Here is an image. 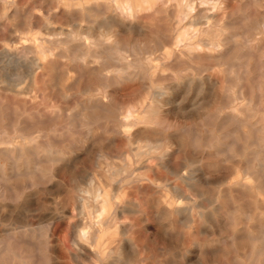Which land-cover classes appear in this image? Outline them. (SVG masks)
<instances>
[{"label":"rangeland","instance_id":"obj_1","mask_svg":"<svg viewBox=\"0 0 264 264\" xmlns=\"http://www.w3.org/2000/svg\"><path fill=\"white\" fill-rule=\"evenodd\" d=\"M2 2L0 264H264V0Z\"/></svg>","mask_w":264,"mask_h":264},{"label":"bare ground","instance_id":"obj_2","mask_svg":"<svg viewBox=\"0 0 264 264\" xmlns=\"http://www.w3.org/2000/svg\"><path fill=\"white\" fill-rule=\"evenodd\" d=\"M33 1V3H34V0H32ZM45 1H48L51 5H52V11L53 10H55L56 9V5H57V8L60 6V5H63V7H64V13H66V14H70V13H72L73 14V12L74 11H81L82 13H84V12H87V11H89L91 8H92V6H91V4L90 3H88V1L89 0H56V3H54V1L55 0H45ZM110 1H112V0H110ZM206 1V0H205ZM2 3H4L6 6H8L10 3H16V0H3V2ZM96 3H97V5H96V7L98 8V9H100L102 6H103V0H96ZM145 4H147V3H145ZM196 4V3H195ZM118 5V4H117ZM148 5V4H147ZM17 6V5H16ZM25 6V5H24ZM121 5H118V7H120ZM149 6V5H148ZM164 6V5H163ZM188 6H189V4L188 3H186V8H187V10H188ZM37 7V6H36ZM10 8V7H9ZM16 7L14 6V9H15ZM38 8V10H40V8L41 7H37ZM49 8V7H48ZM185 8V9H186ZM213 8H214V11H212V12H210V13H208V14H205L204 16H202L201 18H195V19H191V20H189V22L191 23V25L193 26V28L195 29V31L198 33V34H201L202 36H207V34H208V31L207 30H209V31H211L213 28H214V20H215V18L217 17V15H216V11H217V9H218V6L216 5V4H213ZM118 9V8H117ZM194 9V8H193ZM34 10V9H33ZM32 10V11H33ZM48 10V9H47ZM60 10V9H59ZM8 11H9V9H8ZM61 11V10H60ZM62 11H63V9H62ZM61 11V12H62ZM117 11V10H116ZM120 11V10H119ZM119 11H117V12H119ZM15 12V11H14ZM59 12V11H58ZM77 12H75V13H77ZM49 14L51 13V11H49L48 12ZM55 13V12H54ZM187 13H188V15H190V12H188L187 11ZM4 14V13H3ZM11 14V13H10ZM112 14V13H111ZM120 14V13H119ZM164 14V13H163ZM58 15V14H57ZM56 14H55V16H57ZM109 15V14H108ZM112 15H114V14H112ZM111 15V16H112ZM121 15V14H120ZM120 15H119V17H120ZM147 15V14H146ZM5 16V18L6 19H8L9 17H10V15L8 14V12H7V14L6 15H4ZM3 15H2V17H4ZM52 16V15H51ZM105 17V16H104ZM127 17V16H126ZM4 18V19H5ZM32 18H34V15H33V17ZM48 18V17H47ZM139 18V17H138ZM162 18H164V17H162ZM235 18V17H234ZM52 19V18H51ZM122 19V18H121ZM129 19V18H128ZM127 19V20H128ZM114 20H115V17H114ZM179 20V19H178ZM31 21H32V19H31ZM107 21H108V19L107 18H102V19H99V20H95V24L97 25V27L99 28V29H101V28H103L104 26H105V24L107 23ZM116 21V20H115ZM114 21V22H115ZM118 21H120L119 19H118ZM6 22V21H5ZM30 22V21H29ZM29 22L27 23V24H29ZM109 22V21H108ZM113 22V23H114ZM124 22V21H123ZM4 23V22H3ZM112 23V24H113ZM115 23H117V25H118V22L116 21ZM114 23V24H115ZM73 24V23H72ZM111 24V25H112ZM120 24V23H119ZM135 24V23H134ZM204 24H206L207 25V28L206 29H204L203 27H202V25H204ZM1 25V24H0ZM45 25H47V24H45ZM108 26H111V25H109V24H107ZM106 25V26H107ZM121 25V24H120ZM123 25V24H122ZM247 25V24H246ZM113 26V25H112ZM2 27V26H1ZM60 27V26H59ZM122 27V26H121ZM138 27H140L139 25H138ZM35 28H37V27H35ZM47 28V27H46ZM123 28V27H122ZM125 28H127V27H125ZM130 28H131V26H130ZM57 29V28H56ZM124 29V28H123ZM190 29H192V28H190ZM189 29V30H190ZM246 29H247V27H246ZM249 29V28H248ZM58 30V29H57ZM127 30V29H126ZM126 30H123V32L125 31L126 32ZM142 30V29H141ZM180 30H182V29H180ZM27 31V30H26ZM129 31H130V29H129ZM139 31V30H138ZM184 31V30H183ZM182 31V32H183ZM122 32V33H123ZM174 32V31H173ZM181 32V31H180ZM7 33V32H6ZM11 33V32H10ZM88 32H86L85 31V33H83L84 34V43H86V44H90L91 43V37L87 34ZM135 33V32H134ZM184 33V32H183ZM187 32H186V30H185V34H186ZM141 34V33H140ZM143 34V33H142ZM184 34V35H185ZM8 35H10V34H8ZM136 35H137V31H136ZM146 35V34H145ZM175 35V34H174ZM178 36H176V39H174L175 41V44L177 45V46H181L183 43H184V40L186 39L185 37H184V35H180V33L179 34H177ZM168 36V35H167ZM230 36H232V35H230ZM241 36V35H240ZM14 37V36H13ZM138 37V36H137ZM208 37V36H207ZM10 38V37H9ZM125 38H127V37H125ZM133 38V37H132ZM172 38V37H171ZM175 38V37H174ZM98 40H99V44L98 45H101V41H102V38H98ZM136 40V39H135ZM134 40V41H135ZM170 40H172V39H170ZM247 40V39H246ZM45 41V40H44ZM133 41V40H132ZM142 41V40H141ZM173 41V40H172ZM198 42V44H201V42L204 44L205 43V46H212V45H214V43H215V41H213V40H210V41H207V42H204L203 41V38L202 39H198L197 40ZM5 42H7V41H5ZM9 42V41H8ZM42 42V41H41ZM55 42V41H54ZM73 42V41H72ZM129 42H130V40H129ZM11 43V42H10ZM127 43V42H126ZM42 44V43H41ZM113 45V44H112ZM136 45V44H135ZM164 45V44H163ZM174 45V44H173ZM39 46V45H38ZM169 46V45H168ZM175 46V45H174ZM192 46V45H191ZM45 47V46H44ZM78 47V46H77ZM126 47V46H125ZM176 47V46H175ZM111 48V47H110ZM113 48V47H112ZM176 48H178V47H176ZM4 49V48H3ZM7 49V48H6ZM109 49V48H108ZM138 50H139V48H137ZM153 49V48H152ZM106 50V49H105ZM127 50V49H126ZM135 50V49H134ZM133 50V51H134ZM107 51V50H106ZM140 51V50H139ZM190 51V50H189ZM192 52V51H191ZM108 53V52H107ZM131 53V52H130ZM168 53V52H167ZM4 54V53H3ZM11 54V53H10ZM109 54V53H108ZM158 54V53H157ZM15 55V54H14ZM57 55V54H56ZM112 55V54H111ZM191 55V54H190ZM16 56V55H15ZM130 56V55H129ZM158 56V55H157ZM143 57V56H142ZM12 58H14L15 59V57H12ZM71 58V57H70ZM114 58V57H113ZM116 58V57H115ZM131 58V57H130ZM156 58V57H155ZM17 59V58H16ZM19 59H21V58H19ZM118 59V58H117ZM127 59V58H126ZM133 59V58H132ZM34 60H36V57H35V59ZM105 60V59H104ZM113 60H115V59H113ZM137 60V59H136ZM138 60H140V59H138ZM137 60V61H138ZM172 60V59H171ZM174 60V59H173ZM172 60V61H173ZM13 61V60H12ZM20 61V60H19ZM19 61H18V63H19ZM39 61V60H38ZM121 61V60H120ZM132 61V60H131ZM156 61V60H155ZM155 61H153V62H155ZM181 61V60H180ZM34 62L35 61H33L32 62V60H31V63H29L30 65H32V64H34ZM133 62V61H132ZM139 62H141V61H139ZM8 63V62H7ZM21 63H23V62H20V64ZM123 63V62H122ZM145 63V62H144ZM165 63V62H164ZM175 63V62H174ZM177 63V62H176ZM36 65H37V63H35ZM105 64V63H104ZM134 64V63H133ZM139 64V63H138ZM148 64V63H147ZM146 64V65H147ZM111 65V64H110ZM162 65H163V63H162ZM161 65V66H162ZM33 66V65H32ZM35 66V65H34ZM33 66V67H34ZM39 66H41V65H39ZM130 66V65H129ZM128 66V67H129ZM163 66H165V65H163ZM162 66V67H163ZM171 66V65H170ZM173 66V65H172ZM28 67H29V65H28ZM152 67H154V66H152ZM152 67H150V68H152ZM149 68V69H150ZM123 69H125V68H123ZM164 69V68H163ZM33 70V69H32ZM35 70V69H34ZM131 70V69H130ZM130 70H128V72L130 71ZM147 70H148V68H147ZM161 70H162V68H161ZM166 70V69H165ZM185 70H187V69H185ZM13 71V70H12ZM16 71V70H15ZM14 71V72H15ZM112 71V70H111ZM158 71V70H157ZM178 71V70H177ZM176 71V72H177ZM29 71H27V73H28ZM110 72V71H109ZM108 72V73H109ZM124 72H125V70H124ZM132 72V71H131ZM143 72V71H142ZM8 73V72H7ZM18 73V72H17ZM122 73V72H121ZM11 74V73H10ZM110 74V73H109ZM129 74V73H128ZM145 74V73H144ZM158 74V73H157ZM8 75V74H7ZM13 75H14V73H13ZM12 75V76H13ZM179 75V74H178ZM10 76V75H9ZM29 76V75H28ZM161 76V75H160ZM166 76V75H165ZM174 76V75H173ZM157 77H159V75L157 76ZM170 77V76H169ZM129 78V77H128ZM148 78H149V76H148ZM160 78V77H159ZM9 80H11L10 78H8ZM161 79V78H160ZM197 79V78H196ZM144 80V79H143ZM209 80V79H208ZM192 80H190L189 81V85H190V82H191ZM202 81V80H201ZM9 82V81H8ZM8 82H7V84H8ZM130 82V81H129ZM200 82V81H199ZM215 82V81H214ZM213 82V83H214ZM15 83V82H14ZM13 83V84H14ZM150 83V82H149ZM216 83V82H215ZM12 84V88L15 86V85H13ZM147 84V83H146ZM181 84H183V83H181ZM202 84V83H201ZM200 84V85H201ZM176 85H178V84H176ZM205 85V84H204ZM210 85V84H209ZM214 85V84H213ZM8 86H9V84H8ZM70 86V85H69ZM139 86H140V84H139ZM148 86V85H147ZM258 86V85H257ZM85 87V86H84ZM89 87V86H88ZM138 87V86H137ZM143 86H141V89H144V87L142 88ZM149 87V86H148ZM172 87V86H171ZM184 87H186V86H184ZM213 87V86H212ZM139 88V87H138ZM150 88V87H149ZM152 88V87H151ZM178 88H179V86H178ZM177 88V89H178ZM189 88L190 87H188V85H187V89L189 90ZM205 88V87H204ZM214 88V87H213ZM148 89V88H147ZM171 89H173V88H171ZM208 89H211V86H210V88H207V90ZM9 90V89H8ZM194 90V89H193ZM197 90L199 91V89L197 88ZM201 90H202V88H201ZM212 90V89H211ZM210 90V91H211ZM15 91V90H14ZM141 91V90H140ZM66 92V91H65ZM64 92V93H65ZM138 92V91H137ZM143 93H145V92H143ZM201 93H203V92H201ZM206 93V92H205ZM156 94H160V91H157L156 92ZM176 94V93H175ZM63 96V95H62ZM97 96V95H96ZM148 96V95H147ZM210 96H211V94H210ZM66 97H67V95H66ZM196 97V96H195ZM213 97V96H212ZM104 98V97H103ZM146 98V97H145ZM177 98V97H176ZM105 99V98H104ZM169 99V98H168ZM187 99V98H186ZM64 100H65V98H64ZM148 100V99H147ZM92 101V100H91ZM96 101V100H95ZM106 101V100H105ZM151 101V100H150ZM166 101V100H165ZM170 101V100H169ZM210 101H212V99H210ZM93 102V101H92ZM103 102V101H102ZM131 102V101H130ZM192 102H194V101H192ZM203 103H204V101H203ZM208 103V102H207ZM81 104V103H80ZM83 104V103H82ZM86 104V103H85ZM99 104V103H98ZM126 104V103H125ZM154 104V103H153ZM200 104V103H199ZM213 104V103H212ZM211 104V105H212ZM92 105V104H91ZM101 105V104H100ZM130 105V104H129ZM147 105V104H146ZM155 105V104H154ZM197 105V104H196ZM202 105V104H201ZM103 106V105H102ZM135 106V105H134ZM166 106V105H165ZM198 106V105H197ZM106 107H108V103H107V106ZM105 107V108H106ZM146 107V106H145ZM150 107V106H149ZM156 107H157V104H156ZM220 107V106H219ZM90 108V107H89ZM127 108V107H126ZM150 108H152V107H150ZM190 108V107H189ZM197 108V107H196ZM107 109H109L110 110V108L108 107ZM146 109V108H145ZM148 109V108H147ZM146 109V110H147ZM163 109V108H162ZM195 109V108H194ZM88 110V109H87ZM130 110V109H129ZM132 110V109H131ZM142 110V109H141ZM149 110H151V109H149ZM153 110H155V109H153ZM152 110V111H153ZM227 110V109H226ZM113 111H115L114 109H113ZM144 112H145V110H143ZM156 111V110H155ZM248 111V110H247ZM36 112V111H35ZM144 112H143V114H144ZM140 113V112H139ZM72 114V113H71ZM123 114V113H122ZM135 114V113H134ZM141 114H142V112H141ZM247 114H248V112H247ZM222 115H224V114H222ZM249 115V114H248ZM121 116V115H120ZM141 116V115H140ZM152 116V115H151ZM121 118V117H120ZM132 118V117H131ZM147 118V117H146ZM110 119V118H109ZM132 119H134L135 120V118H134V116H133V118ZM151 119V118H150ZM150 119H149V121H150ZM152 119H153V117H152ZM127 120V119H126ZM145 120V119H144ZM109 121V120H108ZM113 121V120H112ZM255 121V120H254ZM105 122V121H104ZM138 124V123H137ZM141 124H143V123H141ZM153 124V123H152ZM219 124V123H218ZM117 125H118V123H117ZM149 125H150V122H149ZM258 125V124H257ZM253 126V125H252ZM108 127V126H107ZM118 127V126H117ZM119 128V127H118ZM129 128V127H128ZM260 128V127H259ZM87 129V128H86ZM120 129V128H119ZM123 129V128H122ZM256 129V128H255ZM85 131V130H84ZM218 131V130H217ZM3 132V131H2ZM118 132V131H117ZM90 133V132H89ZM86 134V133H85ZM224 134V133H223ZM18 135V134H17ZM124 135H126V134H124ZM138 135V134H137ZM15 136H16V134H15ZM148 136V135H147ZM220 136V135H219ZM258 136V135H257ZM10 137V136H9ZM16 137H18L19 138V136H16ZM22 137V136H21ZM149 137H150V135H149ZM176 137V136H175ZM12 138V137H11ZM24 138V137H23ZM88 138V137H87ZM89 138H90V135H89ZM89 138H88V140H89ZM86 139V138H85ZM173 139V138H172ZM175 139V138H174ZM178 139V138H177ZM81 140V139H80ZM87 140V139H86ZM147 140H149V139H147ZM151 141V140H150ZM152 141H155V140H152ZM78 142V141H77ZM82 142V141H81ZM157 142V145H159L158 144V140L156 141ZM218 142H219V140H218ZM181 143V142H180ZM147 144V143H146ZM152 144V143H151ZM220 145V144H219ZM1 146V145H0ZM3 146V145H2ZM144 146H146V145H144ZM143 146V147H144ZM178 146V145H177ZM261 146V145H260ZM259 146V147H260ZM264 146V145H263ZM141 147V146H140ZM142 147V150H144V148ZM152 148H153V146H151ZM155 148H158V146L156 147V144H155ZM85 149H86V145H85ZM147 149H149V148H147ZM213 149H215V147L213 148ZM263 149V148H262ZM153 150V149H152ZM148 151H150V150H148ZM161 151V150H160ZM159 151V152H160ZM179 151H181L180 149H179ZM4 152H5V150H4ZM141 152V151H140ZM139 152V155L140 154H142V153H140ZM156 152H158V150L156 151ZM217 152H218V150H217ZM25 153V152H24ZM161 153H163V152H161ZM249 153V152H248ZM262 153V152H261ZM99 154V153H98ZM165 155H167L166 153H164ZM164 154H163V156H164ZM8 155V154H7ZM14 155H15V153H14ZM151 155V154H150ZM16 156H17V154H16ZM100 156H102V155H100ZM149 156V155H148ZM170 156V155H169ZM10 157H11V155H10ZM144 157V156H143ZM155 157V156H154ZM171 157V156H170ZM246 157H247V155H246ZM12 158V157H11ZM135 158H136V155H135ZM158 158H160V157H158ZM157 158V159H158ZM163 158V157H162ZM172 158V157H171ZM120 159V158H119ZM155 159V158H154ZM145 160V159H144ZM158 160H161V159H158ZM167 161H168V159H167ZM171 161H172V159H171ZM190 162V161H189ZM261 162H263V161H261ZM126 163V162H125ZM167 163H169V162H167ZM191 163V162H190ZM127 164V163H126ZM170 164V163H169ZM169 164H167V165H169ZM174 164V163H173ZM180 164V163H179ZM242 164H244V163H242ZM141 165V164H140ZM148 165V164H147ZM156 165V164H155ZM163 165V164H162ZM166 164H165V167L168 169V166H167ZM175 165V164H174ZM177 165V164H176ZM264 165V164H263ZM178 166V165H177ZM193 166H195V165H193ZM117 167V166H116ZM119 167V166H118ZM141 167H142V165H141ZM144 167H145V165H144ZM174 167V166H173ZM181 167H183V166H181ZM195 167H197V166H195ZM202 167V166H201ZM135 168V167H134ZM140 168V167H139ZM155 168V167H154ZM175 168V167H174ZM173 168V169H174ZM191 168V167H190ZM242 168V167H241ZM18 169V168H17ZM140 169H142V168H140ZM178 169V168H177ZM264 169V168H263ZM5 170V169H4ZM3 170V171H4ZM136 170V169H135ZM137 170H139V169H137ZM155 170V169H154ZM179 170V169H178ZM183 169H180V172L179 173H182L181 171H182ZM191 170V169H190ZM193 170V169H192ZM195 170V169H194ZM199 170H201V169H199ZM205 170V169H204ZM2 171V172H3ZM118 172H119V169L117 170ZM123 171V170H122ZM145 171V170H144ZM177 171V170H176ZM257 171H258V169H257ZM261 171V170H260ZM118 172H116V173H118ZM124 172V171H123ZM141 172V171H140ZM147 172H148V170H147ZM166 172V171H165ZM188 172H190V171H188ZM196 172V171H195ZM120 173H122V172H120ZM132 173V172H131ZM191 173H192V171H191ZM201 173V172H200ZM3 174H4V172H3ZM123 174V173H122ZM129 174V173H128ZM174 174H176L175 172H174ZM173 174V175H174ZM194 174V173H193ZM192 174V175H193ZM195 174H197V173H195ZM202 174V173H201ZM211 174V173H210ZM5 175V174H4ZM126 175H127V173H126ZM149 175V174H148ZM188 175V174H187ZM1 176H2V174H1ZM152 176V175H151ZM183 177L181 178L182 180H184L183 178H185V176H186V173H185V176L184 175H182ZM193 176H195V175H193ZM5 177H6V175H5ZM121 177V176H120ZM129 177V176H128ZM131 177V176H130ZM191 177V176H190ZM189 177V178H190ZM197 177V176H196ZM254 177V176H253ZM123 178V177H122ZM121 178V179H122ZM126 178V177H125ZM188 178V177H187ZM187 178H185V180L187 179ZM192 178V177H191ZM194 178V177H193ZM202 178V177H201ZM255 178V177H254ZM1 179H2V177H1ZM6 179V181H7V177L5 178ZM4 179V180H5ZM121 179H120V181H121ZM135 179V178H134ZM159 179H162V178H159ZM179 179V178H178ZM203 179V178H202ZM3 180V179H2ZM3 180V181H4ZM119 180V179H118ZM124 180V178L122 179V181ZM148 180V179H147ZM191 180H193V179H191ZM3 181H2V183H3ZM92 181H94V180H92ZM92 181H90V182H92ZM121 181V182H122ZM133 181V180H132ZM131 181V182H132ZM186 181H189V183H190V180H186ZM99 182V181H98ZM118 182V181H117ZM131 182H129V183H131ZM194 182V181H193ZM258 182V181H257ZM238 184H240V183H242V182H237ZM259 183V182H258ZM257 183V184H258ZM5 184V183H4ZM96 184V183H95ZM163 184V183H162ZM197 184V183H196ZM91 185V184H90ZM163 185H165V184H163ZM166 185H168V183L166 184ZM187 185V184H186ZM189 185V184H188ZM194 186H195V184H193ZM243 185H245V184H243ZM247 185V184H246ZM245 185V186H246ZM190 186V185H189ZM193 186V187H194ZM254 186V185H253ZM101 187V186H100ZM237 187V186H236ZM239 187V186H238ZM250 187V186H249ZM176 188V187H175ZM240 188V187H239ZM251 188V187H250ZM174 189V188H173ZM179 189V188H178ZM79 190V189H78ZM100 190V189H99ZM255 190H256V187H255ZM86 191V190H85ZM176 191V190H175ZM174 191V192H175ZM179 191V190H178ZM11 192H12V190H11ZM79 192V191H78ZM81 192V191H80ZM114 193H115V191H114ZM101 194V193H100ZM177 194H179V193H177ZM82 195V194H81ZM89 195V194H88ZM102 195V194H101ZM179 195H182V192L179 194ZM81 197V196H80ZM83 197H84V195H83ZM112 198H114V196L112 197ZM177 198V197H176ZM82 199V198H81ZM85 199V198H84ZM181 199H183L182 197L180 198V200ZM78 200H79V198H78ZM99 200H101V199H98V201ZM79 201H81V200H79ZM78 201V202H79ZM108 201V200H107ZM115 201V200H114ZM128 201V200H127ZM83 202V201H82ZM103 202H105V201H103ZM87 203V202H86ZM90 203V202H89ZM89 203H87V206H88V204ZM106 203V202H105ZM116 203H117V201H116ZM169 203V202H168ZM81 204V203H80ZM83 204V203H82ZM84 204H85V202H84ZM107 204V203H106ZM260 204V203H259ZM105 205V204H104ZM130 205H131V203H130ZM170 205V204H169ZM262 205V204H261ZM121 206V205H120ZM179 206V205H178ZM177 206V207H178ZM86 207V206H85ZM118 207V206H117ZM132 207V206H131ZM189 207H191V206H189ZM260 207V206H259ZM81 208H83V206L81 207ZM122 208V207H121ZM134 208V207H133ZM136 208V207H135ZM187 208V207H186ZM200 208V207H199ZM94 209V208H93ZM92 209V210H93ZM127 209V208H126ZM174 209V208H173ZM179 209V208H178ZM87 210V209H86ZM128 210V209H127ZM176 210V209H175ZM184 209H181V210H179V211H183ZM96 211V210H95ZM104 211H105V209L104 208H102V210H101V214L102 213H104ZM113 211V210H112ZM114 211H115V209H114ZM138 211V210H137ZM136 211V212H137ZM140 211V210H139ZM86 212V211H85ZM88 212V211H87ZM126 212V211H125ZM128 212H129V210H128ZM174 212V211H173ZM186 212V211H185ZM184 212V213H185ZM190 212V211H189ZM83 213V212H82ZM98 213V212H97ZM115 213H116V211H115ZM175 213H177V214H179V212L177 211V212H175ZM80 214H81V211H80ZM118 214V213H117ZM182 214V213H181ZM95 215H96V213H95ZM121 215V214H120ZM144 215V214H143ZM185 215H187V214H185ZM191 215H192V213H191ZM200 215H201V212H200ZM204 215V214H203ZM189 216H190V214H189ZM97 217V216H96ZM99 217V216H98ZM209 217V216H208ZM2 218V217H1ZM100 218V217H99ZM98 218V219H99ZM188 219V218H187ZM190 219H192V218H190ZM2 220V219H1ZM101 220V219H100ZM106 220V222H107V219H105ZM108 220H110V218L108 219ZM38 221V220H37ZM184 221V220H183ZM182 221V222H183ZM237 221V220H236ZM45 222V221H44ZM105 222V221H104ZM109 222H107L106 223V225L108 224ZM118 223V222H117ZM93 224V223H92ZM95 224V223H94ZM93 224V225H94ZM8 225V224H7ZM7 225H1V226H7ZM82 225V224H81ZM99 225V224H98ZM109 225H110V223H109ZM192 225V224H191ZM105 226V225H104ZM114 226V225H113ZM96 227H97V225H96ZM111 227V226H110ZM157 227V226H156ZM191 227V226H190ZM99 228V227H98ZM100 228H102V227H100ZM105 228H106V226H105ZM120 228V227H119ZM122 228V227H121ZM7 229V228H6ZM104 229V228H103ZM111 229V228H110ZM119 230V229H118ZM119 231H121V230H119ZM123 231V230H122ZM78 232V231H77ZM122 233V232H121ZM95 234V233H94ZM96 234H97V231H96ZM95 234V235H96ZM125 234V233H124ZM78 236L79 237H86L87 235H86V233H81V232H79L78 233ZM96 237H97V235H96ZM126 237V236H125ZM264 237V236H263ZM93 238V237H92ZM95 238V237H94ZM93 238V239H94ZM127 238V237H126ZM78 239V238H77ZM119 240V239H118ZM213 240H214V238H213ZM218 240V239H217ZM95 241V240H94ZM129 241V240H128ZM128 241H127V243H128ZM261 241H263V240H261ZM211 241H209V243H210ZM215 242V241H214ZM217 242V241H216ZM77 243H78V241H77ZM94 243H96V242H93V244ZM263 243V242H262ZM80 244V243H79ZM78 244V245H79ZM92 244V243H91ZM91 244L89 245V246H91ZM101 244V243H100ZM129 244V243H128ZM264 245V244H263ZM81 247H83L82 245H80ZM126 246V245H125ZM196 247V246H195ZM213 247V246H212ZM38 248V247H37ZM36 248V249H37ZM120 248V247H119ZM132 248V247H131ZM198 248V247H197ZM204 248V247H203ZM78 249V248H77ZM81 249V248H80ZM82 249H84V247L82 248ZM122 250L121 251H123V247L121 248ZM205 249V248H204ZM262 249V248H261ZM57 250V249H56ZM55 250V251H56ZM79 250V249H78ZM86 251L88 250V249H85ZM95 250V249H94ZM93 249L91 250L92 252L94 251ZM58 251V250H57ZM79 251H81V250H79ZM90 251V252H91ZM110 252H111V250H109ZM133 251V250H132ZM197 251H198V249H197ZM207 251V250H206ZM256 251V250H255ZM89 252V251H88ZM103 252V251H102ZM188 252V251H187ZM71 253V252H70ZM108 253V252H107ZM106 253V254H107ZM122 253V252H121ZM131 253V252H130ZM127 254V255H129V258H130V255L131 254ZM133 253H134V251H133ZM132 253V255H135V254H133ZM189 253V252H188ZM194 253V252H193ZM205 253V252H204ZM257 253V252H256ZM85 254V253H84ZM84 254L83 253H81V255L82 256H84ZM109 254H111V255H114V254H112V252L111 253H109ZM137 254V253H136ZM72 255V254H71ZM94 256L96 255V253L95 254H93ZM131 255V256H132ZM240 255V254H239ZM74 256H75V254H74ZM81 256V257H82ZM86 256V255H85ZM107 256V255H106ZM116 256V258H118L117 257V255H115ZM200 256V255H199ZM197 257H198V255H197ZM256 257V256H255ZM254 257V258H255ZM75 258V257H74ZM87 258V257H86ZM107 258V257H106ZM110 257H108V259H109ZM128 258V257H127ZM134 258V257H133ZM132 258V259H133ZM146 258V257H145ZM148 258V257H147ZM253 258V259H254ZM96 259H99L100 260V258H96ZM120 259V258H119ZM122 259V258H121ZM126 259V258H125ZM142 259H144V258H142ZM229 259V258H228ZM227 259V260H228ZM241 259V258H240ZM252 259V258H251ZM252 259V260H253ZM118 260V259H117ZM127 260L128 259H126V262H127ZM129 260H131V258L129 259ZM145 260V259H144ZM246 260V259H245ZM251 260V261H252ZM78 261V260H77ZM76 261V262H77ZM118 262V261H117ZM120 262V261H119ZM121 262H124V260L123 261H121ZM241 262V261H240ZM244 262V261H243ZM253 262V261H252ZM127 264V263H126ZM246 264V263H245Z\"/></svg>","mask_w":264,"mask_h":264}]
</instances>
